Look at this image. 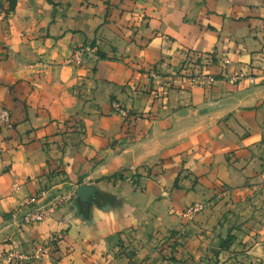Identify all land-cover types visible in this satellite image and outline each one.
Here are the masks:
<instances>
[{"label": "crops", "instance_id": "1", "mask_svg": "<svg viewBox=\"0 0 264 264\" xmlns=\"http://www.w3.org/2000/svg\"><path fill=\"white\" fill-rule=\"evenodd\" d=\"M0 39V104L14 124L0 127V246L33 254L52 242L31 264H209L222 208L183 212L216 181L264 180V88L219 77L205 92L175 71L186 52L216 75L264 67V0H14ZM84 44L101 56L66 64ZM113 99L147 113L130 133ZM142 165L143 191L114 176ZM80 181L96 186L93 204L22 222L31 196Z\"/></svg>", "mask_w": 264, "mask_h": 264}, {"label": "rangeland", "instance_id": "2", "mask_svg": "<svg viewBox=\"0 0 264 264\" xmlns=\"http://www.w3.org/2000/svg\"><path fill=\"white\" fill-rule=\"evenodd\" d=\"M12 9L13 4L11 5L9 0H0V23L7 18ZM0 47H6V43L1 39ZM79 48L85 49L83 62H67V60L73 56V52ZM100 56L101 53L96 50L94 44H84L73 48L71 53L65 59V63L74 68H82L89 61V58H99ZM203 57H205L203 54L186 52L180 65L175 71V75L189 79L191 87L201 88L205 92L214 86L219 77L231 84H239L248 79L251 84L254 82L256 85H260L264 88V67L257 70L254 74L249 73L248 71H239L232 74L223 71L222 74L216 75L205 70L204 62L202 60ZM229 62L230 60L227 56L221 57V66L223 70ZM149 76L151 79L155 80L158 77V72L153 69L150 71ZM211 78L214 80L212 81ZM151 85L150 93H152L155 88L153 87L154 84ZM171 87L174 88V86ZM111 105L113 113L119 115L123 119L126 134L133 130L136 121L142 119L144 114H147L129 110L121 99H113ZM205 105L206 104H203L201 107L204 108L203 106ZM204 110L205 112L200 111L199 115L200 122H202L201 125L207 124L210 121L205 117L208 107L205 106ZM164 126H162L163 129ZM146 136L147 135L144 134L143 138ZM157 138L159 139V137ZM125 139H127V137ZM138 139L141 140L142 136ZM161 139L165 140L167 137H162ZM123 143H126V140L123 141ZM143 167L145 168V165H142L139 168L131 167L130 170L132 173L126 175V173L123 172L125 170H123L118 172V174L116 173L114 176L121 177L127 183L134 185L137 190L143 191L145 186L143 183L139 182V177L141 176V171L139 169ZM233 167L240 169L238 164H234ZM185 176L191 177V173L189 172L188 175L185 173ZM82 185H85L92 190L85 199H82L79 193V189ZM208 188L207 196L201 201H196L186 206L183 215L185 216L186 221H192L196 215L205 211L207 208L221 206V213L223 216L220 218L219 222L221 224H227V231L224 237H222L214 247L213 256L210 257L212 261H210L209 264H264V180L254 181L250 178L238 186L229 185L224 181H216L209 185ZM48 189L49 188L42 190L40 195L31 196L28 200L22 203L21 206L28 205L30 208L29 211L23 214L22 222H37L38 220L33 218L40 209L54 207V211L47 217L49 218L56 212V210L70 203L77 205L80 203L93 204L95 202L94 197L97 191L94 184H89L88 182L84 183L82 181L77 182L75 185L68 188H60L56 193L50 194L49 196L47 194ZM46 195L47 197L44 201L38 202ZM64 195L70 196V199H63ZM51 241L54 242L53 239ZM45 243H49L51 248L48 253L43 255H50L54 250V248H52V242L49 240L44 241L40 246ZM40 246H38L36 251ZM10 252H13L16 256L12 262L8 261ZM0 254V262L2 264H31L32 260H36L40 256H43H37L36 252L33 254H26L15 248L9 249L4 246H0Z\"/></svg>", "mask_w": 264, "mask_h": 264}, {"label": "built area", "instance_id": "3", "mask_svg": "<svg viewBox=\"0 0 264 264\" xmlns=\"http://www.w3.org/2000/svg\"><path fill=\"white\" fill-rule=\"evenodd\" d=\"M84 51H85L84 48L76 49L73 52V56L71 58H69L67 60V62H71L72 61V62H78V63L81 62L82 63L83 60H84V57H85ZM211 80L213 81L214 79L211 78ZM13 125L14 124H13L11 111L7 107H5V106L0 104V127L8 129V128H12ZM63 199H67L68 200V199H70V196L64 195ZM54 209H55L54 207L40 209L36 213V215L34 216L33 219L38 220V221L44 220L54 211ZM50 248L51 247H50L49 243H45L44 245L40 246L39 249L36 251L37 256L43 255L45 253H48ZM15 257L16 256L13 254V252H10L9 256H8V261L12 262Z\"/></svg>", "mask_w": 264, "mask_h": 264}, {"label": "water", "instance_id": "4", "mask_svg": "<svg viewBox=\"0 0 264 264\" xmlns=\"http://www.w3.org/2000/svg\"><path fill=\"white\" fill-rule=\"evenodd\" d=\"M91 191H92L91 188L82 185L79 189L80 197L82 199H85L90 194Z\"/></svg>", "mask_w": 264, "mask_h": 264}, {"label": "trees", "instance_id": "5", "mask_svg": "<svg viewBox=\"0 0 264 264\" xmlns=\"http://www.w3.org/2000/svg\"><path fill=\"white\" fill-rule=\"evenodd\" d=\"M13 1H14V0H9V2L11 3V5L13 4Z\"/></svg>", "mask_w": 264, "mask_h": 264}]
</instances>
